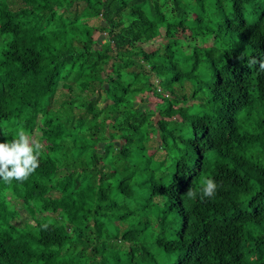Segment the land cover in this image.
<instances>
[{"label":"trees","instance_id":"16d2710c","mask_svg":"<svg viewBox=\"0 0 264 264\" xmlns=\"http://www.w3.org/2000/svg\"><path fill=\"white\" fill-rule=\"evenodd\" d=\"M252 59L264 0H0V142H46L0 179V264H264ZM208 178L215 196L185 195Z\"/></svg>","mask_w":264,"mask_h":264},{"label":"clouds","instance_id":"9594fccd","mask_svg":"<svg viewBox=\"0 0 264 264\" xmlns=\"http://www.w3.org/2000/svg\"><path fill=\"white\" fill-rule=\"evenodd\" d=\"M243 60V56H238ZM249 66L258 65V70L264 72V59L249 60ZM5 135H7L5 133ZM43 145L33 140L23 129L19 130L10 142H0V179L5 183L23 182L39 167V158ZM218 184L213 179H204L199 192L189 188L185 195L189 199L201 200L215 196ZM47 228V225H43Z\"/></svg>","mask_w":264,"mask_h":264},{"label":"rangeland","instance_id":"374dc122","mask_svg":"<svg viewBox=\"0 0 264 264\" xmlns=\"http://www.w3.org/2000/svg\"><path fill=\"white\" fill-rule=\"evenodd\" d=\"M97 20H91V23H95ZM93 35L94 38L97 39V41L99 42V44H101L102 42L105 41L106 39V35L104 33H100L99 31H93ZM161 43H163V39L162 38H157L151 42H149L146 45L147 50L152 51L154 49H156L157 47H159L161 45ZM134 99V103L137 107H139L140 109H144L147 112V117L151 118L154 116H157L158 113V109L162 108L164 106V102L161 98L155 97L152 94H148L147 92L143 93V94H137L135 93L133 96ZM30 137L35 140L40 142L43 147L45 146L46 142L43 139H40L39 135L34 132L33 134L30 135Z\"/></svg>","mask_w":264,"mask_h":264}]
</instances>
